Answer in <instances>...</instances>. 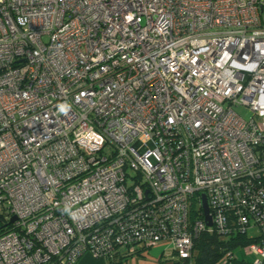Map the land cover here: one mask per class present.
<instances>
[{"label": "built area", "instance_id": "obj_1", "mask_svg": "<svg viewBox=\"0 0 264 264\" xmlns=\"http://www.w3.org/2000/svg\"><path fill=\"white\" fill-rule=\"evenodd\" d=\"M249 229L264 234V0H0V264L157 245L172 262L205 230ZM245 249L264 259V240Z\"/></svg>", "mask_w": 264, "mask_h": 264}, {"label": "trees", "instance_id": "obj_2", "mask_svg": "<svg viewBox=\"0 0 264 264\" xmlns=\"http://www.w3.org/2000/svg\"><path fill=\"white\" fill-rule=\"evenodd\" d=\"M264 240V234L236 232L227 236L220 235L217 231L205 230L197 235L193 242V255L191 259H174L170 264H221L224 256L229 252L234 255V251L246 247L253 243H260ZM140 251V249L138 250ZM137 253V252H136ZM162 255L157 257L154 264H169ZM232 259V258H231ZM122 259H108L109 264H121ZM257 264H264L262 259Z\"/></svg>", "mask_w": 264, "mask_h": 264}, {"label": "rangeland", "instance_id": "obj_3", "mask_svg": "<svg viewBox=\"0 0 264 264\" xmlns=\"http://www.w3.org/2000/svg\"><path fill=\"white\" fill-rule=\"evenodd\" d=\"M236 110L238 111L239 115H241L244 119H250L252 117L251 112L245 106H239ZM256 232L257 231L254 229H249L247 233L248 235H250V234H255ZM161 247H164V246H161ZM161 247L151 248L148 251V253L145 254L146 255L145 257H133V258H128L126 261L123 260L122 264H154L159 253L162 251V250L161 251L159 250ZM234 255H235L234 256L235 258L232 259L233 261L232 264H240V262H242V259H244L243 257H245L241 249L235 250ZM100 259H103V258H100ZM255 259H256V256L254 254H249L247 256V261L245 263L246 264L254 263ZM103 260L108 262L107 259H103ZM170 263L172 262L170 261L169 264Z\"/></svg>", "mask_w": 264, "mask_h": 264}, {"label": "crops", "instance_id": "obj_4", "mask_svg": "<svg viewBox=\"0 0 264 264\" xmlns=\"http://www.w3.org/2000/svg\"><path fill=\"white\" fill-rule=\"evenodd\" d=\"M162 245H157V246H155V247H161ZM154 248V247H153ZM162 248L163 247H161L159 250L161 251L162 250ZM241 250L243 251V253H244V256L245 257H243L244 259H242V262H240V264H246L245 262L247 261V256L249 255V254H254L255 256H256V254L255 253H252V252H248V251H246V249H245V247H243V248H241ZM161 253V252H160ZM145 254H147V252L146 251H137V253H135L134 255H132L130 258H133V257H145L146 255ZM235 255H233V258H235L234 257ZM232 258V259H233ZM256 258H257V256H256ZM232 259L230 260V262L228 263V264H232L233 263V261H232ZM123 260H127V258L126 259H123ZM156 260H157V258H156ZM155 260V261H156ZM164 259L162 258V261H163ZM232 261V262H231ZM123 262V261H122ZM168 263V262H167ZM76 264H109L107 261H105V260H103V259H100V258H94V257H92L90 254H87V253H85V254H83V255H81L80 257H79V259H78V261H77V263ZM122 264V263H121ZM222 264H225L224 262H222ZM251 264H254V263H251Z\"/></svg>", "mask_w": 264, "mask_h": 264}, {"label": "water", "instance_id": "obj_5", "mask_svg": "<svg viewBox=\"0 0 264 264\" xmlns=\"http://www.w3.org/2000/svg\"><path fill=\"white\" fill-rule=\"evenodd\" d=\"M202 206H203V211H204V217H205V220H206V224L208 226H211L212 225L211 216L209 214L208 204H207L206 197H205L204 194H202ZM14 219H15L14 217L11 218V220H14Z\"/></svg>", "mask_w": 264, "mask_h": 264}]
</instances>
